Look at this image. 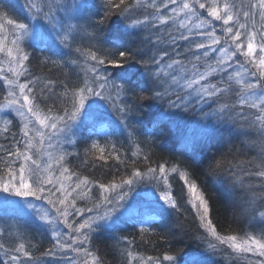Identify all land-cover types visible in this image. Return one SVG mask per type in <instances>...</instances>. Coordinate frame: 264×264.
<instances>
[{"label": "snow or ice", "instance_id": "1", "mask_svg": "<svg viewBox=\"0 0 264 264\" xmlns=\"http://www.w3.org/2000/svg\"><path fill=\"white\" fill-rule=\"evenodd\" d=\"M15 9L0 0V264H104L100 234L121 264H180L140 249L188 214L205 253L264 264V0H23ZM146 107L153 128L199 115L185 149L233 198L241 227L220 224L187 167L151 159L154 142L139 139L144 121L133 120ZM73 159L111 178L85 175Z\"/></svg>", "mask_w": 264, "mask_h": 264}, {"label": "trees", "instance_id": "2", "mask_svg": "<svg viewBox=\"0 0 264 264\" xmlns=\"http://www.w3.org/2000/svg\"><path fill=\"white\" fill-rule=\"evenodd\" d=\"M97 2H99V0H97ZM11 3L17 4V9L13 10V12L14 15L20 16L21 10L19 9V3H22L21 0H19V3H17V0H11ZM35 71L37 73L43 71L49 75L59 74L58 69H52V71L49 72L47 68L41 69L37 67L35 68ZM156 115L157 114L153 109L146 107L141 116L133 118L134 122L139 120L144 121V124H137V128L140 130L138 132L139 139L141 141L147 139L150 143L154 142L152 147L153 155L151 156V159L154 162L169 160L171 162L180 163L181 167H187L189 171L193 172L199 177L198 182L205 186L207 193L215 202V214L217 219L220 221V224L225 229H227L229 225H231L232 228L241 227L242 225L234 224L232 220L233 208L229 205L228 200L233 198L229 197L228 194L223 191V189L220 188L214 181L204 176L203 170L206 165H198L197 162L191 158L193 152L191 150L185 149L184 137L192 136V132L189 131L188 126L189 128L191 127L193 122L196 121L197 116L192 113H188L186 114V119L183 121L176 123L165 122L164 124L153 128L152 121L156 119ZM145 125L148 129H151L150 136H145L142 134L144 132ZM80 135L85 137L84 141L78 144V151L81 153V160H83L85 158V150L88 148L90 141L87 139V132H83ZM124 139V136L119 137L120 141H123ZM161 145H164L165 147H161ZM141 146L143 147L144 145L142 144ZM125 147L127 148V145ZM196 151L200 152V145H196ZM203 158L204 153L200 152V159ZM88 159L90 165L93 158L88 157ZM108 163L112 164L113 161H108ZM71 166L85 175H88L89 172H91L96 179L101 181L111 178L107 168H86L81 166V162L75 159L71 160ZM237 214H239V211H237ZM197 224L198 222L192 220L191 214H188L187 219H185L184 216L174 215L173 217L169 218L168 221H166L165 228L160 230L167 233V240H162L159 234L154 236H145L144 240L151 241L156 245V247L153 248L145 246L141 247L140 250L145 251L147 255H158L164 251H170L173 255L177 256L180 262H182L185 258L201 259L204 256H207L209 260L213 261V264H226V262L222 261L220 258L213 257L204 252L205 246L196 239V235L198 234ZM127 232H131L132 235L136 236L137 243L143 244L141 237L133 229L129 228ZM127 232L122 234H127ZM37 240L40 242L41 250L49 246L46 239L38 236ZM94 244L98 249L104 264H121V257L118 250L114 247V241L109 239L107 235H98L94 239ZM202 254L204 255L199 257V255Z\"/></svg>", "mask_w": 264, "mask_h": 264}, {"label": "rangeland", "instance_id": "3", "mask_svg": "<svg viewBox=\"0 0 264 264\" xmlns=\"http://www.w3.org/2000/svg\"><path fill=\"white\" fill-rule=\"evenodd\" d=\"M21 2H23V0H21ZM197 116V118H196V121H198V120H200V117H199V115H196ZM196 121H194L193 122V124L191 125V127L189 128V126H188V129H189V131H191L192 132V136L191 137H197L198 136V134H199V129H198V127H197V125H196ZM176 187V185L174 184V188ZM147 189H146V187H143V186H140L138 189H137V191H139V192H143V191H146ZM94 193H95V190H94ZM134 196H135V193L133 194ZM204 255V254H203ZM200 256H202V255H200ZM185 260H193V258H185L182 262H180V264H184V261Z\"/></svg>", "mask_w": 264, "mask_h": 264}, {"label": "bare ground", "instance_id": "4", "mask_svg": "<svg viewBox=\"0 0 264 264\" xmlns=\"http://www.w3.org/2000/svg\"><path fill=\"white\" fill-rule=\"evenodd\" d=\"M199 257H202V256L199 255Z\"/></svg>", "mask_w": 264, "mask_h": 264}]
</instances>
